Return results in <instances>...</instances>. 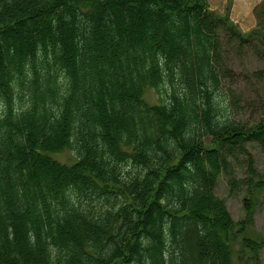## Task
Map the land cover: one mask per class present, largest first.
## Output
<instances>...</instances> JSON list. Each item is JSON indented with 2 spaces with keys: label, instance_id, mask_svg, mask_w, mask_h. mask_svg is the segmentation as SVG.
<instances>
[{
  "label": "trees",
  "instance_id": "16d2710c",
  "mask_svg": "<svg viewBox=\"0 0 264 264\" xmlns=\"http://www.w3.org/2000/svg\"><path fill=\"white\" fill-rule=\"evenodd\" d=\"M256 17L245 34L208 0H0V264H259L264 112L236 114L240 85L264 94V1Z\"/></svg>",
  "mask_w": 264,
  "mask_h": 264
},
{
  "label": "rangeland",
  "instance_id": "374dc122",
  "mask_svg": "<svg viewBox=\"0 0 264 264\" xmlns=\"http://www.w3.org/2000/svg\"><path fill=\"white\" fill-rule=\"evenodd\" d=\"M126 8L128 10L130 9L131 11L130 6L127 5ZM77 17L79 23L85 24V22H87L86 20L79 18V16H76V18ZM25 32H27V30ZM237 90L238 92H243L241 96H243L244 98L243 101L247 102L246 104L243 103L242 105H239L237 107L236 110L237 117L240 120L247 121L249 123L255 122L260 118V115L264 112V100L262 102L260 101V95L264 96V94L263 93L257 94L255 92V89L251 87L248 89V87L245 85H240L237 88ZM146 98L151 103H155L159 101L157 99L156 94L153 91L152 92L149 91L146 95ZM252 100L255 101V104H253ZM252 151L254 152V155L257 157L256 166L258 170L264 173V153L256 146L252 148ZM55 156L57 157V159H59L62 162L72 163L73 161H75L74 156L72 153H70V151ZM216 194L222 197L226 201L227 203L226 205L229 208V212L231 213L233 220L239 222L245 218L243 200L246 197V192H244V190L241 189L237 191H232L226 180L222 178L216 189ZM252 228L254 229L255 232L262 234L264 233V200L262 201V203L260 204V206L258 207L255 213ZM259 258H260L259 264H264V249L261 254L259 253Z\"/></svg>",
  "mask_w": 264,
  "mask_h": 264
},
{
  "label": "crops",
  "instance_id": "0c3cea01",
  "mask_svg": "<svg viewBox=\"0 0 264 264\" xmlns=\"http://www.w3.org/2000/svg\"><path fill=\"white\" fill-rule=\"evenodd\" d=\"M263 0H210V7L221 13L227 6L231 18L239 24L243 31H249L256 25L255 8Z\"/></svg>",
  "mask_w": 264,
  "mask_h": 264
}]
</instances>
